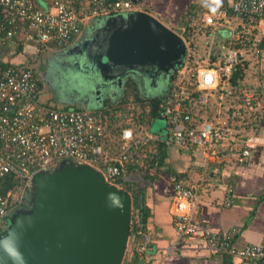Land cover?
<instances>
[{
  "label": "built area",
  "instance_id": "2783aa9c",
  "mask_svg": "<svg viewBox=\"0 0 264 264\" xmlns=\"http://www.w3.org/2000/svg\"><path fill=\"white\" fill-rule=\"evenodd\" d=\"M140 5L141 0H0V39L66 47L75 43L92 17L130 13L141 10ZM213 7L212 0H202L175 28L184 42L185 56L172 70L166 92L154 99L158 115L167 121L166 134L160 137L124 126L114 153L105 149L107 115L149 112L151 101L145 99L141 106L130 99L126 109L118 104L94 110L57 108L39 101L37 79L30 67L0 63V178L8 175L19 184L16 190L0 193V224L26 204L33 173L63 158L91 165L108 183L119 186L127 164L132 171L142 165H135L134 156L149 140H161L167 147H194L208 157L231 148L237 151L239 165L248 160L252 147L264 144V136L252 126L264 111V83H245L239 77L231 81L248 47L256 43L252 30L260 29L264 35V0H223L215 12ZM218 27L227 32L214 51L212 40ZM200 32L210 42L204 55L193 58L192 41ZM193 92L201 109L191 107ZM212 96L215 107L211 111ZM167 179L172 186L170 212L179 237L201 239L210 253L229 255L241 264H264V234L258 243L235 247V228L221 233L200 218V184L191 183L181 171L170 172ZM232 191L230 182L222 204H230ZM138 234H142L141 241L135 245V234L129 235L126 255L141 257L147 248L148 232L139 230Z\"/></svg>",
  "mask_w": 264,
  "mask_h": 264
},
{
  "label": "water",
  "instance_id": "95a60500",
  "mask_svg": "<svg viewBox=\"0 0 264 264\" xmlns=\"http://www.w3.org/2000/svg\"><path fill=\"white\" fill-rule=\"evenodd\" d=\"M109 18L87 38L101 42L100 48L90 57L76 56L90 97L120 87L135 71L164 77L182 63V38L153 14L138 10ZM131 209L126 189L91 165L63 158L34 172L26 204L5 216L0 264H122Z\"/></svg>",
  "mask_w": 264,
  "mask_h": 264
},
{
  "label": "crops",
  "instance_id": "0c3cea01",
  "mask_svg": "<svg viewBox=\"0 0 264 264\" xmlns=\"http://www.w3.org/2000/svg\"><path fill=\"white\" fill-rule=\"evenodd\" d=\"M201 1L141 0L140 7L141 10L153 14L171 28H176L182 23L187 10L192 5L197 8ZM88 23L90 21L85 23L82 27L83 30L81 29L73 41L78 42L82 35L90 37L88 33H93L98 24L91 25ZM218 28L225 29L222 36V40H224L226 28ZM213 38L215 41V34ZM219 39L220 37L217 38V40ZM208 42L210 41L208 40ZM50 46L22 42L21 40L11 42L0 39V60L4 63L33 67L39 85V101L53 105L51 101L40 95L39 76L50 75L51 67H47L45 62L49 55L47 52L44 58L41 55L43 48H51ZM127 79L129 78L123 80L120 87L111 86L106 97L101 93L89 103L94 108L103 107L106 100L113 106L120 105L121 96L124 94L122 87ZM137 91L144 98L158 96L153 90L143 92L142 89L138 88V85ZM132 97L133 95H129L127 100L129 98L132 100ZM209 106H211L210 110L212 111L215 107L214 101ZM155 118L165 122L164 133H160V130L153 131L150 128H146V132L155 133L162 137L166 134L167 121L161 116ZM253 123L252 126L256 132L264 136V111ZM166 150L167 155L164 163L158 169L148 167L144 160L139 159L137 163H142V165H139L135 171L130 170L124 173L123 180L134 183L136 189L144 194L148 215L143 231L148 232L150 238L147 248L141 253V257L125 254L122 264H241L238 259L229 255L210 253L205 242L201 239H187L178 236L174 217L170 212L172 186L167 176L170 172L181 171L191 183L200 184L198 211L200 218L207 227L221 233L230 228H235L237 230L233 240L235 247L258 243L264 234V144H257L252 147L248 160L240 165L235 162L237 151L231 148L219 149L215 156L211 155L210 157L204 151L194 147L166 146ZM147 169L149 174H154V179H150L146 174ZM230 182L233 183L231 201L229 205H224L222 201L225 197V188ZM141 237L142 234L138 233L134 236V245L141 241Z\"/></svg>",
  "mask_w": 264,
  "mask_h": 264
},
{
  "label": "rangeland",
  "instance_id": "374dc122",
  "mask_svg": "<svg viewBox=\"0 0 264 264\" xmlns=\"http://www.w3.org/2000/svg\"><path fill=\"white\" fill-rule=\"evenodd\" d=\"M111 16L108 17H92L88 24L97 25L106 21ZM111 19V18H109ZM108 19V20H109ZM87 26L85 27V31ZM83 30V29H82ZM225 31L224 28H218L215 34V41H214V51L220 46V41L222 40L223 32ZM201 32L199 33V37L196 40V46L198 47V51L202 52L206 48L205 38L203 37ZM261 31L260 29L256 32V39H258ZM87 34V33H86ZM90 38L92 37V32L88 33ZM217 40V38H219ZM88 38L87 36H80L78 42H82ZM217 40V41H216ZM77 42V44H78ZM77 46V45H76ZM51 48H43L44 50L41 51V55L44 58L46 52L49 55L46 59L47 67H51L50 75L44 74L40 76V95L45 99L52 102V106L60 108V107H80L88 110H94L98 107H92L90 101L95 99V96L88 94L87 90L90 88L88 84L87 77L78 69L80 67L78 61L76 59V53H72L71 50L75 48V43L68 45L66 47H55L50 46ZM256 51V48H253V52ZM76 54V55H75ZM258 57V58H257ZM244 58H247L248 67L245 71L244 78L246 79L247 83H252L257 85L259 76H261L260 80L264 83V50H261L259 53H249ZM132 76L133 79L136 81L139 89L144 91H156L155 95L163 94L166 92L170 79L168 75L161 77L154 74V72H138L135 71L134 74L128 75ZM162 79V80H161ZM160 80V81H159ZM110 91V90H109ZM108 92H103V94L108 95ZM149 95V94H146ZM87 97L89 99H87ZM215 96H213L212 101H214ZM89 101V102H88ZM87 102V103H86ZM68 103V104H63ZM51 105V104H50ZM164 121L154 118L151 121L150 129L153 131L160 130V133H164ZM142 132L146 131L143 127L141 129ZM121 187V186H120ZM6 224H1V228H4ZM124 259V258H123ZM124 261V260H123ZM122 261V262H123Z\"/></svg>",
  "mask_w": 264,
  "mask_h": 264
},
{
  "label": "trees",
  "instance_id": "16d2710c",
  "mask_svg": "<svg viewBox=\"0 0 264 264\" xmlns=\"http://www.w3.org/2000/svg\"><path fill=\"white\" fill-rule=\"evenodd\" d=\"M192 9H196L194 5L191 6ZM190 8V9H191ZM188 11V10H187ZM188 12H186L187 14ZM185 14V15H186ZM257 28L252 30V37L255 39L254 43H256L252 46L250 45L245 52L246 54L249 53H260L261 50H264V35H259V38L256 39V32ZM201 33V32H200ZM209 33V29L206 30L205 34ZM200 34L195 35V39L192 41V50H191V55L193 58L195 57H201L206 53L207 47H208V39L205 40L206 43V48L200 52L198 51V47L196 46V40L199 37ZM224 40H221L220 45L223 44ZM214 44V41L212 45ZM214 47V46H213ZM253 48H256V51L253 52ZM243 62V63H242ZM242 64L238 65L236 70L234 71L231 81L234 83L235 78L239 77L243 82L247 83L245 81L244 75L245 71L247 70L248 67V62L244 58L242 59ZM0 63H4L3 61L0 60ZM30 69L34 72V68L29 66ZM36 76V75H35ZM261 76H259V79ZM38 81H37V89H36V96H38ZM122 91L124 94L121 96V101H120V108L121 109H126V104L130 100H127V97L129 95H133L132 99L134 102L137 104H141L144 102L145 99H148L151 101V109L149 112H135V110L131 113L130 115L128 114L127 117H121V116H116V115H107L108 118L106 119L105 122V149L107 150L108 153H114L118 150L119 146V136H120V131L121 128L124 126H132L134 130H141L143 127L150 128L151 121L155 118L158 117V112L156 109V102L154 101L155 98H144L140 93L137 91V85L135 84L134 80L129 77V79L126 80L125 84L122 87ZM105 105L103 107H110L113 106V104L109 103L108 100L104 101ZM190 104V103H189ZM191 107L196 108L200 107L199 103L197 102V96L196 92L192 93L191 96ZM202 107H200L201 109ZM254 123L252 122V125ZM166 145L163 141L161 140H149L146 145H142L138 151L136 152L134 156V162L135 165L137 166L138 163L137 161L144 160V163L147 164L148 167H155L158 169L161 165H163L165 157L167 155L166 152ZM147 167V168H148ZM132 169L131 164H127L126 166V172H129ZM146 174L150 177V179H154V174H149L148 169L146 170ZM124 178V177H123ZM123 178L120 180V184L123 188H125L131 196V224H130V234H137L139 230H144L145 228V223H146V218L148 215V207L145 205L144 202V194L140 191L137 190L135 187V184L128 181V180H123ZM18 183L16 180H14L10 176H4L0 178V193L5 194L9 189L16 190L18 188ZM25 203V202H24ZM22 203V205H25ZM0 229H1V224H0ZM230 264V263H228Z\"/></svg>",
  "mask_w": 264,
  "mask_h": 264
},
{
  "label": "flooded vegetation",
  "instance_id": "af4514ba",
  "mask_svg": "<svg viewBox=\"0 0 264 264\" xmlns=\"http://www.w3.org/2000/svg\"><path fill=\"white\" fill-rule=\"evenodd\" d=\"M79 45L73 49L74 53L77 55H86L87 57H90V55H93L94 51L100 48L101 42L97 40H93L92 42H88V39L85 38L82 42H78ZM120 69V70H119ZM118 72H124V67H118ZM170 79V76H168ZM162 80V79H161ZM160 81V80H159Z\"/></svg>",
  "mask_w": 264,
  "mask_h": 264
},
{
  "label": "clouds",
  "instance_id": "9594fccd",
  "mask_svg": "<svg viewBox=\"0 0 264 264\" xmlns=\"http://www.w3.org/2000/svg\"><path fill=\"white\" fill-rule=\"evenodd\" d=\"M222 2H223V0H212V3L215 5V7H213L212 8V11L213 12H215L220 6H222ZM174 30H176L175 28H173ZM207 39V38H206ZM209 40V39H208ZM209 43V42H208ZM207 43V44H208ZM174 70V69H173ZM171 72H172V70L170 71V73H169V75L168 76H170L171 75ZM258 80H260V79H258ZM246 81V80H245ZM261 81V80H260ZM262 82V81H261ZM263 83V82H262ZM160 95V94H159ZM212 99H213V96L211 97V99H210V103L211 102H213L212 101ZM160 116V115H159ZM162 117V116H161ZM164 118V117H163ZM165 119V118H164ZM149 134H155V133H149ZM121 186V184L119 185V187ZM122 187V186H121ZM123 188V187H122ZM125 189V188H124ZM3 224H5V221H4V223Z\"/></svg>",
  "mask_w": 264,
  "mask_h": 264
}]
</instances>
